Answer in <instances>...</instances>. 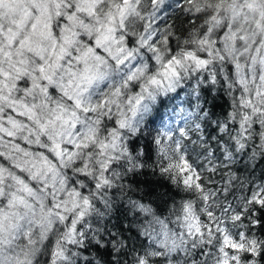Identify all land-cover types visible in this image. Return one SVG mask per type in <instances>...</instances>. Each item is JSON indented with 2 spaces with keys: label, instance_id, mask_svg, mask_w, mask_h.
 Returning a JSON list of instances; mask_svg holds the SVG:
<instances>
[{
  "label": "clouds",
  "instance_id": "clouds-1",
  "mask_svg": "<svg viewBox=\"0 0 264 264\" xmlns=\"http://www.w3.org/2000/svg\"><path fill=\"white\" fill-rule=\"evenodd\" d=\"M118 6L127 8L123 28ZM92 7L95 13L89 14ZM262 12L264 0H130L128 5L123 0H5L0 5L5 35L9 28L21 38L32 35L31 24L40 16L50 23L56 44L43 41L41 61L27 51L18 56V49L0 36V69L11 73L8 87L0 85L3 125L10 128V116L22 124L20 130L12 129V139L0 133V152L11 156L2 162L7 169L4 207L15 213L0 226V264H51V252L69 226L67 219L58 218L55 205L80 226L75 247L63 243L69 264H139L146 253L152 264H222L225 259L229 264H264V215L249 203L264 189V95H257L258 88L264 93ZM110 16L115 17L111 23L118 43L102 41L85 62L84 53L97 48V30L103 32ZM13 21H22V27ZM128 37L135 41L130 47ZM212 41L220 45L223 60ZM61 45L67 49L62 60ZM9 51L11 57H5ZM185 53L209 63L197 67ZM172 57L181 61L172 65L178 76L165 67ZM41 63L43 76L51 78L44 84L46 95L34 87L43 83ZM237 63L241 75L246 70L247 91L237 83ZM249 97L251 103L242 108L241 99ZM24 104L33 108L31 120L28 113L9 111H24ZM61 111L65 119L56 120ZM244 115L248 120L242 129ZM40 125H46L43 132ZM74 142L80 147L62 158H56L54 149L49 152L55 143ZM16 144L25 151L15 150ZM182 157L192 169L190 187L179 169L170 167ZM20 168L26 183L35 185L31 193L17 192L30 206L7 209L8 192L19 187L13 177ZM186 203L202 217V228L205 221L212 224L210 234L189 235ZM238 209L244 210L243 218L234 220L241 215ZM165 233L168 247L162 243ZM225 236L244 248H225ZM252 240L254 253L248 251Z\"/></svg>",
  "mask_w": 264,
  "mask_h": 264
},
{
  "label": "snow or ice",
  "instance_id": "snow-or-ice-1",
  "mask_svg": "<svg viewBox=\"0 0 264 264\" xmlns=\"http://www.w3.org/2000/svg\"><path fill=\"white\" fill-rule=\"evenodd\" d=\"M87 3L90 4H94L95 0H86ZM130 2V0H123V4L124 5H128ZM221 2L223 3V0H221ZM3 3H5V0H0V5H2ZM249 7L252 8L253 5L249 4ZM87 11H89V14H94L95 13V7H92L90 9H88ZM118 11L121 17V28L124 27V20H123V16L126 14L127 12V8L123 7V6H118ZM262 16H264V12L261 13ZM26 19V17L24 18ZM69 19H71V17H69ZM213 19H215V17H213ZM115 20V17L110 16L109 17V21L110 23L108 25H104L103 26V32H101L99 29L97 30L99 35L97 36V39L94 41V43L97 45V48L94 50L93 48L89 47L87 49V51L84 53V59L85 62L87 61V57L89 54H95L96 51L99 50V48L102 46V41L103 42H107L108 40H113L115 41V32H116V28L114 26L113 23H111L112 21ZM14 24H16L17 28H21L22 27V21H13ZM217 23H219V21H217ZM209 32L212 31L211 28H209L208 30ZM31 33L32 35H25L22 38L20 37V33L19 31H15L12 28L8 29V33L7 35H5L4 30L2 25H0V36H3L6 40L7 43L9 45V47H13L15 46L18 51H17V55L21 56L23 55V53L25 51L27 52H31L32 54L36 55L41 61L44 60V56L43 53L46 51V49L44 48L43 45V41L46 39H52L53 44H56V40L55 37L52 36L51 34V25L50 23H47L45 21H43L41 19L40 16H37L36 20L31 24ZM225 33L221 32L220 35H224ZM33 36H37L38 37V41L39 42H34L33 41ZM235 36L236 34L233 33V50H234V45H235ZM123 39V38H122ZM240 39H243V37H241ZM64 41L65 43H70V36H65L64 37ZM118 43V41H115ZM135 43V41H133V39L131 37L127 38V45L130 47ZM145 43H147V41H145ZM154 43V41H153ZM204 45L208 44V41L205 40L202 42ZM212 43L216 46V50H217V55L218 58L223 60L225 57L223 54L219 53V48L220 45L216 44L215 41H212ZM225 47H227V45H225ZM53 51H55V47L53 48ZM106 51H110L109 49H106ZM121 51H123V49H121ZM0 52H3V48L0 47ZM67 52V49H65L62 45L60 48V54L58 55V59H63V55ZM3 55L5 57L10 58L12 53L11 51L3 53ZM131 55V53H130ZM209 56H212L213 53L212 51H209L208 53ZM186 60L187 59H191L195 65L197 67H201V66H205L209 63V60L207 59H203V58H199L195 55H190L188 53H185V57ZM77 59H79V57H77ZM96 59H99V56H96ZM253 60L255 61V58H253ZM124 61L121 60L119 61V63H123ZM173 62H175V64L177 66L180 65L181 61L179 59H177L176 57H172L171 60H169L168 64L165 65L166 69L168 70V72H170L172 74V76H178L179 74L176 71V68L173 67ZM260 63L262 65H264V57L260 58ZM59 66V65H57ZM236 68H237V75L240 77V79L237 81V83L241 86V88L243 89V91H247V75H246V70H245V74L241 75L240 72V65L239 63L236 64ZM39 71L42 74V81L43 83H37L34 87L36 88H40L41 91L46 95L49 91V89L47 87L44 86L45 83L50 81V77L48 76H43V73L45 71V65L44 63H41L39 66ZM17 81L20 80V69L19 67H17ZM0 76L3 77L2 80H0V85H2L3 87H8L7 81L8 79L11 77V73L10 72H4L2 69H0ZM261 81H264V75H262L260 77ZM16 85L13 84L11 88H9V91L12 90V88H14ZM240 90V89H238ZM25 91L27 92V85L25 88ZM54 91V90H53ZM257 95H264V93H261L259 91V88L257 90ZM0 99H3L2 96H0ZM245 103H251V97H249V99L247 101H245L243 98L240 101L241 107L243 108ZM76 105L77 107H81V103L79 101H76ZM23 109L24 111H18L16 108H10L9 111L12 113H16L19 116H25V113H28L26 119L31 120L34 116V112H33V108H29L28 105L24 104L23 105ZM85 112H90L89 109H83ZM94 110V109H93ZM73 115H75V113H73ZM56 120H64V116H63V111H61V113L59 115H57L55 117ZM248 120V116L244 115L243 120L241 121L239 127H241L242 129L246 128V124L245 122ZM68 121L65 120V123H67ZM8 124L10 125V128H5L3 125V116H2V109H0V133H6L9 139H12L16 132L13 131L12 129L15 130H20V128L22 127L21 121L17 120V119H13L11 116L8 118ZM72 127L75 129L77 126L75 123L72 124ZM231 127V125H230ZM41 131L43 132L46 128V125H40ZM222 138V137H221ZM25 142L26 143H31V141L28 140V137H25ZM40 141V137L37 136L36 137V142L39 143ZM80 147L79 144L77 143H73L71 145H62L60 143H55L52 148H49V152L51 153L53 151V149L55 150V156L56 158H62L65 154L66 151H71L74 148H78ZM15 150L18 151H25L23 148H21V146L19 144H16L14 146ZM25 154H27V152H25ZM11 156L10 154H5L0 152V226H2L3 221L8 219L11 215H15V213H11L6 211L4 205H5V201L3 199L4 195H5V189L2 186L4 183V172L7 171L6 168L3 167V161H5L6 159H10ZM17 167H20L19 165H17ZM170 167H176L179 169V172L181 173V175L183 176V184L185 186H191L193 183V175H192V169L191 166L189 165L188 161L185 160L183 157L180 160L179 164L176 165H170ZM39 173H37L38 175ZM14 181L19 185V187L17 188L16 192H8V196L9 199L7 200V209H12L15 208L17 206H30L26 204V201L24 199L23 196H19L17 195V192H24V193H31L33 191V189H35V185H29L28 183H26V181L28 180V177L24 175V169L20 168V173L17 176L13 177ZM195 187L199 190L201 188V181L199 176L197 175L195 178ZM99 186V185H97ZM79 193H76V196H79ZM205 199H207V196H205ZM49 203L51 204V202L49 201ZM84 205L87 206L89 201L87 199V197L84 198L83 201ZM249 203L253 204L254 208H257L261 211V214L264 215V189H260L258 191V193L251 197L249 199ZM56 209H57V216L58 218L63 222L65 219L68 220L69 222V226L66 232V235L64 237L63 242L58 241L56 242L52 252H51V257H52V261L51 264H69L68 262V257L65 254V249L63 247V243H67L70 247H75L76 243H77V233L79 232V227L77 220L73 219L72 216H68L67 218L63 215L62 211L60 210V205H55ZM74 208L78 207L77 204L73 205ZM144 211H148V209H144ZM183 211L185 213L184 216V220L187 223V227L189 229V235H197V236H203L204 231L207 230L209 232V234L211 233V229H212V224L209 223L208 221H205V225L202 228L200 220L202 219V217H198L196 216L192 209L191 206L189 204H185L183 207ZM238 212L241 213V215H237L234 216L233 219L234 220H240L243 218V209H238ZM79 217L82 218L84 216V212L80 211L79 212ZM209 215H212V213H209ZM249 215H252V213H249ZM221 231H223V229H221ZM80 235H83V233H80ZM243 235V234H241ZM113 239H115V237H113ZM164 244L165 247H168V243H167V233H165V241L162 242ZM249 244L251 245V247L248 249L249 252L254 253L255 252V247H256V241L252 240L249 241ZM171 247H175V241L172 242ZM224 247L231 249V250H235V251H239L241 249L244 248V244L242 243H236L234 242L231 238L225 236L224 238ZM221 251L223 252L224 249H221ZM162 254V253H161ZM225 255H227V253H224ZM71 253H68V256H70ZM148 253L145 254L144 258H141L139 260V264H152V262L150 260H148ZM57 257H60V260L57 261ZM237 257L233 256L232 260H236ZM88 264H91V262H88ZM222 264H229V261L227 259H225L224 261H222Z\"/></svg>",
  "mask_w": 264,
  "mask_h": 264
}]
</instances>
